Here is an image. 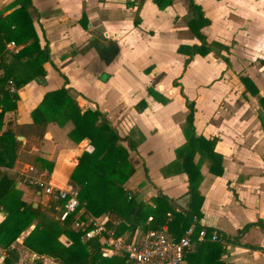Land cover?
I'll list each match as a JSON object with an SVG mask.
<instances>
[{
  "label": "crops",
  "instance_id": "1",
  "mask_svg": "<svg viewBox=\"0 0 264 264\" xmlns=\"http://www.w3.org/2000/svg\"><path fill=\"white\" fill-rule=\"evenodd\" d=\"M11 1L0 0L2 14L10 10ZM194 1L210 20L201 27L206 41L227 45V52L213 44L215 50L212 45L204 55L194 53L183 65L186 54L176 50L178 44L199 42L185 23L186 0H171L163 8L153 0H30L27 9L38 43L48 47V59L42 62L43 77L35 76L18 88L11 80L4 82L17 98L14 107L3 112L0 132L9 128L21 139L16 138L19 144L12 166L0 170L13 178L22 200L34 206L40 203V210L56 218L58 206L50 208L51 198L26 185L21 171L31 165L50 183L76 189L69 173L88 140L72 141L66 134L70 122L38 124L29 116L44 91L65 85L81 108L96 104L117 133L125 136L120 143L127 148L134 171L123 186L135 202L152 206L151 197L161 193L176 208L174 201L187 192L186 174L168 164L175 161L174 148L184 142L185 98L193 100L194 131L215 138L213 149L221 155L222 166V172L214 174L205 160L200 163L197 189L202 199L197 221L226 237L220 254L224 263L264 264V131L258 116L263 113L254 96L242 94L238 78L249 76L264 96V65H256L261 71L257 74L247 62L250 34L253 44L264 50V14L256 4L257 13H251L250 0ZM21 46L6 41L0 64L9 63ZM221 54L228 57V65ZM2 70L1 66L0 75ZM148 87L159 96L150 94ZM197 158L195 152L193 161ZM34 222L11 242L18 254L16 264L37 259L21 241ZM58 239L67 241L64 234ZM4 254L0 247V264ZM43 260L53 264L45 254Z\"/></svg>",
  "mask_w": 264,
  "mask_h": 264
},
{
  "label": "trees",
  "instance_id": "2",
  "mask_svg": "<svg viewBox=\"0 0 264 264\" xmlns=\"http://www.w3.org/2000/svg\"><path fill=\"white\" fill-rule=\"evenodd\" d=\"M159 8H163L171 0H153ZM188 11L185 14V23L190 32L199 40L198 43H181L176 50L186 54L183 65L194 54H206L216 44L218 49L227 52V45L216 41L207 42L201 27L210 22L203 14L200 4L194 0H186ZM30 0H12L10 10L2 14L0 11V50L2 45L9 40L22 46L12 54V59L2 66L0 75V125L1 117L5 110L15 105L17 94L4 87L6 80H11L13 86L18 88L35 76H44L45 70L42 62L48 59V47L38 43L27 7ZM225 64H229L226 55H220ZM63 75V74H62ZM243 86L242 94L254 96L261 107L263 115H258L264 131V96L247 75H238ZM66 82V77L63 76ZM150 94H156L151 87L146 89ZM159 96V95H158ZM161 100H164L160 97ZM186 111L181 126L184 142L174 148L175 169L186 174L187 192L189 199L187 208L181 210L174 207L170 199L157 193L151 197L153 205L135 202L129 195L123 183L132 174L134 168L128 159L127 148L120 143L125 136H120L110 124L106 115L100 111L96 104L83 106L77 104L71 94V88L65 85L43 92L38 103L29 111L33 123L44 124L52 121L58 125L70 122L67 136L74 142L86 138L91 144L90 151L82 150L77 156V161L69 173V181L77 190V197L83 207L92 215L107 214L120 218L116 226L117 232L127 230L132 232L140 226L142 230L156 228L162 223L167 224L168 230L175 237L193 223L194 233L201 226L198 223L200 216L199 204L202 199L197 185L201 179L200 163L205 160L208 171L214 174L222 172L221 155L214 149L215 138H206L196 134L192 123L193 100L185 98ZM19 140L14 132L6 128L0 132V166H12L16 157ZM198 153L197 160L193 161L194 153ZM51 165L48 164V170ZM38 189V187H36ZM51 198V197H50ZM59 204V200L51 198L50 208ZM0 208L3 217L0 219V247L5 254L2 264H16L17 251L11 246L16 237L35 220L33 226L22 236V244L36 254H45L53 258V264H129L114 256H106L100 251V244L95 239L82 242L79 231L69 227V219L59 221L48 216L37 206H32L20 198V192L14 180L6 172L0 170ZM129 212L133 213V222L127 220ZM168 212V215L166 214ZM151 220L142 223L146 216ZM238 229L239 236L243 229ZM209 231L210 228H206ZM59 234H64L66 242L58 239ZM222 234V233H221ZM222 236L226 238L223 234ZM233 242L237 240L233 237ZM238 243V242H237ZM222 247L215 241H195L191 251L185 254L186 264H226L220 258ZM118 259L120 262H117ZM32 264H44L39 259H34Z\"/></svg>",
  "mask_w": 264,
  "mask_h": 264
},
{
  "label": "built area",
  "instance_id": "3",
  "mask_svg": "<svg viewBox=\"0 0 264 264\" xmlns=\"http://www.w3.org/2000/svg\"><path fill=\"white\" fill-rule=\"evenodd\" d=\"M9 44L15 43L9 40ZM91 149V144H88L83 150ZM21 175L29 185L38 187L42 193L59 200L56 218L60 221L68 218L69 227L79 231L82 242L95 239L99 242L102 253L119 254L129 264H185V254L193 249L195 241H215L221 247L225 244V238L215 229L207 231L200 226L194 233L193 223L177 237L171 234L166 223L156 228L142 230L137 226L132 232H117L116 226L121 219L112 218L108 214H90L83 207L77 197V190L73 187L50 183L44 173L31 165L22 170ZM146 220H151V216L147 215ZM43 255L35 256L41 260ZM41 262L46 264L45 260Z\"/></svg>",
  "mask_w": 264,
  "mask_h": 264
},
{
  "label": "rangeland",
  "instance_id": "4",
  "mask_svg": "<svg viewBox=\"0 0 264 264\" xmlns=\"http://www.w3.org/2000/svg\"><path fill=\"white\" fill-rule=\"evenodd\" d=\"M250 2L252 3L251 4V6H250V12L252 13V12H254V13H257L256 11H255V9H254V5L253 4H256L257 6H258V10H260V11H262L263 12V14H264V0H250ZM260 6H261V8H260ZM242 27H243V24H242ZM245 29H247L248 27H247V25H246V27H244ZM263 33V32H262ZM246 35H247V37H245V39L246 38H248V34H247V31H246V33H245ZM252 36H254V35H252ZM251 36V34L249 35V39H251L250 40V42L248 41V40H246L247 42H249L248 43V48H247V50H250V51H248V58H247V62H249V65H252L253 67H255V68H253L256 72H257V74H259V72H261L260 70H258L257 68H256V65H264V50L260 47V46H255V44H253V42H252V40H253V37ZM234 43V41L233 40H230V44H233ZM252 43V44H251ZM105 46V45H104ZM216 45H213V47H214V50H215V48L217 47H215ZM250 46H252V47H254V48H252L251 49V47ZM114 47H111V49H113ZM264 48V47H263ZM257 49V50H256ZM258 49H260V50H258ZM256 51H259V52H261V54L260 53H257ZM212 54V53H211ZM213 55V54H212ZM257 69V70H256ZM26 185L28 184L27 182L25 183ZM45 198V197H44ZM39 199H40V197H39ZM39 205H40V203H38L37 205H35V206H37L38 208H40L39 207ZM34 206V205H33ZM48 256V255H47ZM119 259H120V257H118ZM116 261L117 262H120L118 259H116ZM22 264H24V263H22Z\"/></svg>",
  "mask_w": 264,
  "mask_h": 264
},
{
  "label": "water",
  "instance_id": "5",
  "mask_svg": "<svg viewBox=\"0 0 264 264\" xmlns=\"http://www.w3.org/2000/svg\"><path fill=\"white\" fill-rule=\"evenodd\" d=\"M17 139H21V136L20 135H17L16 136ZM188 197H189V193L186 192L184 193L182 196H180L178 199H176L174 201L175 205H177L179 208L181 209H186L187 208V205H186V202L188 200ZM35 203H32V205H34ZM133 213L132 212H129L128 215H127V220L129 222H133L134 218H133Z\"/></svg>",
  "mask_w": 264,
  "mask_h": 264
}]
</instances>
